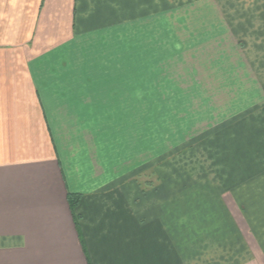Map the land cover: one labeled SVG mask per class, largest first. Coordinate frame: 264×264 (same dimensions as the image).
<instances>
[{
	"label": "crops",
	"instance_id": "obj_1",
	"mask_svg": "<svg viewBox=\"0 0 264 264\" xmlns=\"http://www.w3.org/2000/svg\"><path fill=\"white\" fill-rule=\"evenodd\" d=\"M79 105L163 130L108 163ZM0 264H264V0H0Z\"/></svg>",
	"mask_w": 264,
	"mask_h": 264
},
{
	"label": "rangeland",
	"instance_id": "obj_2",
	"mask_svg": "<svg viewBox=\"0 0 264 264\" xmlns=\"http://www.w3.org/2000/svg\"><path fill=\"white\" fill-rule=\"evenodd\" d=\"M179 1H183V0H179ZM152 44H153L152 47L157 49L159 48L158 46H160L161 48L164 43L163 42H155V43L153 42ZM145 45H147V43L140 42L138 44V48L132 49V50H137L138 60H140L138 63L139 65H136L138 69V77H139L138 80L139 81L149 80V77H152L151 70L148 73H145V72L142 73V69H143L142 65L144 64H142L141 62L146 64L148 60L144 56ZM85 46L86 44H84L83 48H85ZM176 47L175 48L171 47L170 49H172L174 53H176V50H177ZM123 60L127 61V59H123ZM170 61H171L170 67L172 69L174 66V62H173L174 60L170 59ZM171 76H172V73L170 74V78L163 79V81H166L169 84H171V82L175 83L177 81L176 80L177 74H176V77H173V79ZM158 78L160 77L155 76V80H158ZM159 80L162 81V77ZM173 86H177L176 83ZM156 91L157 90H155V92ZM157 92L156 94L154 93V97H167L168 99H170L171 104L168 106V108L171 112H173L172 116L178 115L180 117V115L181 116L187 115V113H185L186 112L185 109L187 110L188 107L185 106L184 108V105L186 102L180 99L181 98L179 94L180 91L173 90V89H166V90L161 89V90H158ZM142 94L144 95V91L138 90V96L143 97L141 96ZM190 94L191 95H187L186 97L187 103L189 100L193 101L192 99H194L193 98L194 92L192 91ZM79 107H80V110L76 112L75 121L73 125H69V126H73L74 130L78 134V137H76L75 140L76 142H79L80 150L85 151V149L87 148V153L90 155V157L91 156L93 157L95 155L91 154L93 152L92 150L94 149V146H97L99 151L100 149L105 151L106 153L105 157L108 163L114 162V161L120 162V160L123 159L121 157H116V156L114 158L112 157V151L114 149H116V151L118 152L120 149L124 150L126 146H131V145L135 146V144L130 140L131 138L128 137L129 135L143 136V132H147L148 130L150 131L154 130L157 133L158 131L163 130L161 128L162 123H153L152 128H151V123L146 122V120L144 121L145 116L148 114L147 109L149 108L150 110H152L151 107L138 106L136 107L137 111H131V112L124 110L123 108H121V110L119 108V111L118 110L113 111V109L109 111L108 110L109 108L105 107V112L103 113H100L101 112V110L99 109L100 107L94 106V107L84 108L82 107V105H79ZM99 115H102V117H104V118H101L103 122H100L99 120H92V117H98ZM196 129L198 130V128ZM194 130L195 128L191 132L192 134L187 136L186 139L183 140L182 143H179V145H177L175 148H173L170 151L169 155L172 157L171 160L177 161L179 159H184V157L186 156L190 158L193 157V154H192L193 150L199 146L198 143L202 140V138H199L200 136L199 134H198L199 136H197V133L193 134ZM110 134L112 135L109 137ZM86 135L87 137L91 136L93 139L91 138L90 141H88V144L84 145L81 139H84ZM107 140H109V142H107ZM174 140H177V139H172L171 141H174ZM161 141L155 142V143L160 144ZM137 146L140 147V144ZM244 242H245V239H244Z\"/></svg>",
	"mask_w": 264,
	"mask_h": 264
},
{
	"label": "trees",
	"instance_id": "obj_3",
	"mask_svg": "<svg viewBox=\"0 0 264 264\" xmlns=\"http://www.w3.org/2000/svg\"><path fill=\"white\" fill-rule=\"evenodd\" d=\"M80 198L81 197L79 194H69L68 195L69 205H70V208L72 209V211L75 212L76 207L80 201Z\"/></svg>",
	"mask_w": 264,
	"mask_h": 264
}]
</instances>
